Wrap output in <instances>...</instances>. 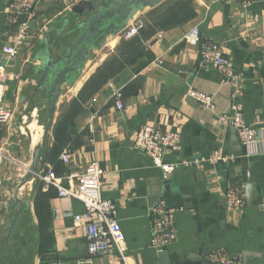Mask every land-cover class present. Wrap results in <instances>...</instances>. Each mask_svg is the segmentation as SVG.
<instances>
[{
  "label": "crops",
  "instance_id": "1",
  "mask_svg": "<svg viewBox=\"0 0 264 264\" xmlns=\"http://www.w3.org/2000/svg\"><path fill=\"white\" fill-rule=\"evenodd\" d=\"M13 1L0 0V61L9 66L5 102L9 95L10 106L21 110L23 106H16L12 100V96H17L34 116L37 107L49 105L41 93L35 95L41 77V72H36L40 65L35 57L44 48V37L49 38L51 53L57 55L71 47L78 34H75L78 22L91 15L87 13L78 19L71 11L82 0H34L35 18L31 24L34 37L22 50L29 48L27 58L23 62H6L15 35L7 24L6 13ZM194 7L195 19L183 27L161 31L147 42L154 59L140 73L143 88L134 97L123 100V109L117 107L114 94L122 93L133 82L134 67L115 76L86 104L77 122V134L84 135V144L71 151L72 164L67 171L82 173L91 162H98L104 169L103 198L118 206L117 218L125 234L129 264H213L209 256L215 251H222L230 264H264V0H195ZM148 12H139L135 17ZM196 27L201 32V44L184 43L185 34ZM114 37L108 38L90 59L100 54ZM61 44L64 48L59 50L56 46ZM211 44L220 47L234 62L242 78L238 104L247 124L258 131V143L253 147L241 146L232 123H220V118L231 111L232 88L223 71L201 60L205 46ZM115 47L102 56L99 65L114 53ZM189 87L212 96L215 110L183 97ZM73 88L69 100L80 92L73 94ZM16 119L6 141L12 146L14 164L19 165V161V169L27 172L35 146L29 126L28 133L24 132L25 122L19 116ZM145 124L181 133L180 152L169 154L170 162L196 156L207 158L215 152L234 155L235 162L178 168L169 180L171 184L165 185L161 169L132 145L135 133ZM4 172L0 170V196L8 188L9 179ZM248 184L255 186L253 204L245 200L243 209L232 208L228 203L229 192L240 187L246 191ZM33 189L34 184L29 194L21 190L20 197L30 202L31 210H23L17 225V234L25 232L27 256L24 260L5 258V263L120 264L116 260L117 251L89 255L85 229L76 225L73 217L62 213L70 208L75 214L86 211L79 201L72 199L51 201V207L58 208L61 215L52 220L54 247L44 261L40 260ZM161 195L166 205L176 210V224L174 242L158 251L150 244L151 211ZM3 205L0 202V237L5 234L11 216ZM20 244L18 239L10 247L17 248ZM162 252L165 256H161ZM246 253L250 255L244 258Z\"/></svg>",
  "mask_w": 264,
  "mask_h": 264
},
{
  "label": "built area",
  "instance_id": "2",
  "mask_svg": "<svg viewBox=\"0 0 264 264\" xmlns=\"http://www.w3.org/2000/svg\"><path fill=\"white\" fill-rule=\"evenodd\" d=\"M34 0H14L7 8V24L15 30L11 50L8 53L7 61L17 60L21 51L32 38L31 24L35 18ZM143 15L133 18L120 33L121 39L131 40L143 30ZM34 37V36H33ZM201 32L198 27L193 28L185 34L184 43L190 46H199ZM201 60L203 64H210L220 71H223L232 88L233 104L230 112L220 118L221 125L232 123L241 146L253 147L258 143V131L248 125L242 113V107L238 104L241 98L243 82L237 74L235 64L223 54L217 45L205 46ZM7 64L0 61V136L1 131L12 121V113L6 106L5 96L8 88ZM185 98L193 99L197 104L210 110H215L212 96L202 94L189 87L185 92ZM117 107L121 110L124 107L122 93L116 91L114 94ZM133 148L137 152L146 155L152 161L153 166L161 169L164 181H169L178 168L189 169L205 163L213 165H228L235 162L234 155H223L219 152L209 157L196 156L189 160L169 161V154H176L181 149V133L175 130L163 131L157 126L145 124L135 133ZM2 138L0 137V162L2 160ZM60 161L69 168L72 164L71 150L64 149ZM36 180L44 183L43 190L47 191L53 187L58 191L59 200H77L86 209L83 214H75L73 210L65 209L64 216L73 217L74 223L83 226L85 238L88 243V252L91 256H102V254H113L117 251L116 260L120 264H129L126 255L127 248L125 234L118 221V206L115 202L103 198V182L105 171L98 162L89 163L82 173L72 171L63 177L57 175L54 167L47 164L45 168L39 169ZM228 203L232 208L243 209L246 206L245 191L243 188L232 189L228 194ZM153 233L150 239L151 247L163 251L174 242L175 238V215L176 210L168 207L163 200H160L152 209ZM61 212L58 208L53 209V218H58ZM213 264H230V259L222 251H215L210 254Z\"/></svg>",
  "mask_w": 264,
  "mask_h": 264
},
{
  "label": "water",
  "instance_id": "3",
  "mask_svg": "<svg viewBox=\"0 0 264 264\" xmlns=\"http://www.w3.org/2000/svg\"><path fill=\"white\" fill-rule=\"evenodd\" d=\"M167 0H82L72 8V12L83 18L88 13L91 15L87 20L78 22L75 31L76 38L71 47L63 52L54 55L50 51L49 38L44 37V48L36 54L35 61L39 62L36 72H41L38 85L35 88V95L41 93L43 101L49 104L48 122L43 128L42 141L34 147L32 164L20 182L14 188V195L6 198L4 210H8L11 216L8 218L6 231L0 237V264H13L10 261L5 263V258L18 257L24 260L27 256L28 244L25 232L17 234L18 222L22 220L23 210L29 212L30 202L20 197L21 190L31 181H35L41 166V153L46 148L48 135L57 121L58 110L61 105V97L65 87L73 88L83 76L86 66L94 51H97L106 44L110 37L119 35L125 26L139 12L152 10L160 6ZM60 34V32H59ZM59 50L63 45L56 46ZM171 184L166 181L165 185ZM255 196V186L248 184L245 191V200L249 205L253 204ZM162 200V195L156 204ZM21 241V246L11 248L10 244L17 240ZM38 235H36V242ZM37 244V243H36ZM249 253L243 254L247 258ZM13 256V257H12ZM165 256V252L161 253Z\"/></svg>",
  "mask_w": 264,
  "mask_h": 264
},
{
  "label": "trees",
  "instance_id": "4",
  "mask_svg": "<svg viewBox=\"0 0 264 264\" xmlns=\"http://www.w3.org/2000/svg\"><path fill=\"white\" fill-rule=\"evenodd\" d=\"M195 0H167L143 17L144 29L131 40L121 39L118 46L92 74L76 97L63 103L58 110L57 121L47 138L46 148L41 153V168L47 164L54 167L58 176L69 173L60 161L64 149L71 151L81 148L84 135L77 134V122L86 109V104L104 88L110 80L127 68H133L136 77L122 91L123 99L137 95L144 86L140 73L151 64L154 55L148 50L147 42L157 33L185 26L197 17ZM49 112V111H48ZM44 183L35 180L33 208L37 219V254L42 261L54 247L52 233L53 208L51 201L58 199V191L53 187L43 190Z\"/></svg>",
  "mask_w": 264,
  "mask_h": 264
},
{
  "label": "rangeland",
  "instance_id": "5",
  "mask_svg": "<svg viewBox=\"0 0 264 264\" xmlns=\"http://www.w3.org/2000/svg\"><path fill=\"white\" fill-rule=\"evenodd\" d=\"M116 40V45L118 46L120 40H121V36L117 35L114 38L110 39L108 42V46L105 47L100 54H98L97 56L95 55V57H93L92 59H90L88 65L85 68V71L83 73V76L85 74H89L90 76L92 74L95 73V71L97 70L94 68L95 65H99V61L101 60L102 56L108 54L110 52V50L112 49L110 47V42H112L113 40ZM116 46V47H117ZM115 47V49H116ZM28 48V47H27ZM25 49L24 51L21 52L20 56L17 59V62H23L25 60V58H27L28 55V49ZM102 63H100L101 65ZM99 65V66H100ZM8 84V83H7ZM70 88L69 87H65L64 88V93L61 97V103L60 105H62L63 103H65L66 101L69 100V98L71 97V92H70ZM12 100L14 102V104H17L16 106H23L21 107V110L17 109H13L12 106H10L11 100L9 99V95L6 98V106L8 107V109H10L11 113H12V121L10 122V124L4 128V130L1 131V138H2V152H1V156H2V160L0 162V170L5 171V175L6 178L9 179V182H7L6 184H8V188L6 189L7 193H2L0 196V202L4 203V205L6 204V198H11V196L14 195V188L16 187V185L20 182V180L27 175V173L21 169H19V165L20 162L18 161L19 165H16L14 163H16L15 161H13V155H12V146L10 144H8V142L6 141V137L7 134L10 133V128H11V124L12 122H15L17 119L16 117L19 116L23 119V122H25V130L26 133H28V126L30 124H32V122L34 120L37 121L38 125L41 126L42 128L45 127L46 123L48 122V111H49V105H46L45 107H37L38 112L36 113V115H32V113L28 110V106H24V104H22V102L19 100V98L17 96H12ZM8 103V104H7ZM18 110V111H17ZM31 116V117H30ZM51 134H49V138H51L50 136ZM41 142V141H40ZM32 161L30 160V163L28 164V168L31 166ZM35 181H31V183H29L28 185H26L24 187V191L27 192V194L31 193V191L28 192L29 188L34 184ZM31 184V185H30ZM29 186V187H28ZM6 188V186L4 187ZM30 196L27 198L29 199Z\"/></svg>",
  "mask_w": 264,
  "mask_h": 264
},
{
  "label": "bare ground",
  "instance_id": "6",
  "mask_svg": "<svg viewBox=\"0 0 264 264\" xmlns=\"http://www.w3.org/2000/svg\"><path fill=\"white\" fill-rule=\"evenodd\" d=\"M116 40L114 39L112 42H110V47L114 48L116 45ZM96 66V65H95ZM90 77V73L89 74H85L84 76H82L80 78V80L78 81L77 85L72 89V93L76 94L78 91H80V88L83 87V85L86 83V80H88V78ZM71 92V91H70ZM31 117V116H30ZM29 129L31 132L30 137L32 138V144L34 146L38 145L40 143V141H42V136H43V128L41 126H39L37 124V121L34 120L32 122V124L29 125ZM28 170V169H27ZM26 170V171H27ZM31 183V182H29ZM31 185V184H30ZM29 187V186H28ZM32 187V186H31ZM30 189V188H29ZM24 190V189H23ZM29 192V191H28ZM27 194V192L25 193ZM23 197V196H22Z\"/></svg>",
  "mask_w": 264,
  "mask_h": 264
}]
</instances>
